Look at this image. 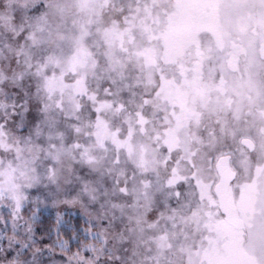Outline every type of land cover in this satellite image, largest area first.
Masks as SVG:
<instances>
[{
    "label": "clouds",
    "instance_id": "clouds-1",
    "mask_svg": "<svg viewBox=\"0 0 264 264\" xmlns=\"http://www.w3.org/2000/svg\"><path fill=\"white\" fill-rule=\"evenodd\" d=\"M5 18L28 33L43 120L34 138L0 124V206L55 220L49 245L7 259L10 240L0 264H207L226 209L240 264H264V0H0ZM53 113L67 132L42 147ZM70 160L113 185L119 230L59 223L93 215L55 198Z\"/></svg>",
    "mask_w": 264,
    "mask_h": 264
},
{
    "label": "rangeland",
    "instance_id": "rangeland-1",
    "mask_svg": "<svg viewBox=\"0 0 264 264\" xmlns=\"http://www.w3.org/2000/svg\"><path fill=\"white\" fill-rule=\"evenodd\" d=\"M203 15V11L193 4L187 10V22L194 25ZM4 23L9 27V34L0 35V78H5L4 83H0V124H4L6 129L14 132L19 127L20 131L17 132L19 136L34 138L36 125L43 120V116L41 115V104L33 99L34 88L30 87L32 82L25 75L29 64L28 33L18 28L10 19L0 20V24ZM25 109H27L26 113ZM66 132L67 129L63 123L53 113L52 118L40 125L39 143L42 147H47L49 144L58 146ZM72 143L73 139L69 134L65 146ZM69 163L71 172L66 174L67 181L61 183V190L56 193L55 198L83 197V202L89 205V211L93 215L91 218L84 217L77 208L76 216L81 217L87 223L91 220L93 228L109 229L112 223L119 230V222L115 221L111 214V205L118 202L112 192L113 185L107 179L91 173L88 168L75 160H70ZM85 185L93 190V195L97 197L95 202L90 203V198L84 195ZM49 203H51V198H49ZM33 210L34 206L31 203L23 205L19 213H16L14 208L0 206V247L7 250L10 240L13 241L14 251H7V259H11L15 251L21 249L22 243L28 244L29 248L32 247L33 242L36 245L33 232L28 231L30 226L34 229ZM61 210L71 214L67 209ZM42 213L54 214L53 210L41 207L35 222ZM214 230L218 233L221 243L209 250L207 264H240L243 252L238 243L236 228L223 220L215 226ZM23 255H26V252ZM4 259L5 256L0 254V261Z\"/></svg>",
    "mask_w": 264,
    "mask_h": 264
},
{
    "label": "trees",
    "instance_id": "trees-1",
    "mask_svg": "<svg viewBox=\"0 0 264 264\" xmlns=\"http://www.w3.org/2000/svg\"><path fill=\"white\" fill-rule=\"evenodd\" d=\"M55 220L54 214H45L42 213L40 218L33 224L34 227V236L36 238L37 246H46L51 243L52 239V226L53 221ZM66 222V223H65ZM75 223L77 230L80 229L81 224L87 227L88 223L85 222L79 216H72V214H66L63 219L59 221L65 228L71 227Z\"/></svg>",
    "mask_w": 264,
    "mask_h": 264
},
{
    "label": "water",
    "instance_id": "water-1",
    "mask_svg": "<svg viewBox=\"0 0 264 264\" xmlns=\"http://www.w3.org/2000/svg\"><path fill=\"white\" fill-rule=\"evenodd\" d=\"M226 212H228V215H227V217L225 219L226 222L236 228V225H235V223L233 221L234 212L228 211V209H226Z\"/></svg>",
    "mask_w": 264,
    "mask_h": 264
}]
</instances>
